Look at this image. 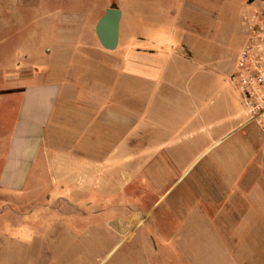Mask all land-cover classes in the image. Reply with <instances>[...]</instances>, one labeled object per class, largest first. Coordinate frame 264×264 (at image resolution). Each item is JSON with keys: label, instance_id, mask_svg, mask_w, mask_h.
Returning a JSON list of instances; mask_svg holds the SVG:
<instances>
[{"label": "rangeland", "instance_id": "obj_1", "mask_svg": "<svg viewBox=\"0 0 264 264\" xmlns=\"http://www.w3.org/2000/svg\"><path fill=\"white\" fill-rule=\"evenodd\" d=\"M200 1L214 18L184 11L192 36L175 43L165 25L188 0H0V175L19 104L6 73L33 65L21 76L85 95L63 108L26 189L0 191V264H264V130L230 82L264 0ZM109 8L124 11L114 52L95 33ZM135 49L174 51V68L126 74ZM247 139L256 158L230 186L213 163L228 151L241 165Z\"/></svg>", "mask_w": 264, "mask_h": 264}, {"label": "crops", "instance_id": "obj_2", "mask_svg": "<svg viewBox=\"0 0 264 264\" xmlns=\"http://www.w3.org/2000/svg\"><path fill=\"white\" fill-rule=\"evenodd\" d=\"M188 2L185 7H182L183 12L176 9L171 12L168 17L171 21H168L165 25V27H169L166 30L169 39H172L175 43L188 42L192 36V32L184 28L186 25H191L189 23L190 19L184 11L193 12V9L196 10L195 13H199V19L203 16L204 12H207L208 15L211 14L214 18L216 10L214 4H204L200 0H188ZM3 8L4 3L0 2V10ZM121 10L122 25L124 11L123 9ZM136 12H140L137 7L128 5L127 15ZM121 31L122 29L120 27V39ZM173 53L174 51L171 54H159L155 51L132 50L131 54L125 58L124 71L126 74L134 75L140 73L149 76L151 79L153 77L154 79H158L160 72L162 73L167 70L168 67L171 69L174 68ZM33 67L35 66L31 65L25 68V66L17 65L13 69V72L6 73V75L13 76H10L11 80L8 81V89L14 91L15 95L19 98V104L17 106V117L13 123L12 130H10V135H8L6 151L3 157L0 191L4 193H21L26 189L30 177L35 171L39 157L42 154L43 146L48 136L47 134L54 129L56 123L67 118V115L63 113V108L74 103L80 104L81 100L85 99L83 98L85 95L83 94L82 88L75 84L67 83V81L63 83L56 80L38 82L35 77L37 75L35 71L33 72V76H21L31 72ZM197 68V71L192 76L200 71L205 72L203 68H199V66ZM213 84L217 87L215 82ZM208 86L209 84L198 83L195 85V90L201 92L208 89ZM200 97L201 93L195 96V100H197L194 107L196 118H200L201 115V106L198 102ZM237 134L227 132L211 135L212 141L211 144H208L209 151L216 149L226 140ZM247 140L248 143L245 144L246 156L241 165H235L231 162L232 157L231 154H227L228 151H223L215 158V162L213 163L220 171V178L226 180L230 186H237L239 180H241L242 175L238 174L239 168L249 166L256 158L257 149L255 144L250 139ZM1 259L2 255L0 253Z\"/></svg>", "mask_w": 264, "mask_h": 264}, {"label": "built area", "instance_id": "obj_3", "mask_svg": "<svg viewBox=\"0 0 264 264\" xmlns=\"http://www.w3.org/2000/svg\"><path fill=\"white\" fill-rule=\"evenodd\" d=\"M230 82L239 95L248 123L264 130V23L259 20L252 22Z\"/></svg>", "mask_w": 264, "mask_h": 264}, {"label": "water", "instance_id": "obj_4", "mask_svg": "<svg viewBox=\"0 0 264 264\" xmlns=\"http://www.w3.org/2000/svg\"><path fill=\"white\" fill-rule=\"evenodd\" d=\"M254 1L249 0V4ZM121 20L122 11L118 8H109L96 24V36L101 46L108 52H114L119 47Z\"/></svg>", "mask_w": 264, "mask_h": 264}]
</instances>
